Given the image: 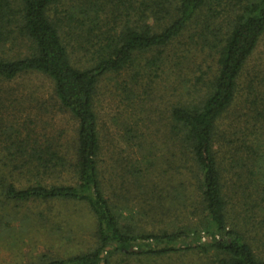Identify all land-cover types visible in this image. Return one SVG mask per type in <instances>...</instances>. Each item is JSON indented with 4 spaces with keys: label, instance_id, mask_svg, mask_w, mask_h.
<instances>
[{
    "label": "trees",
    "instance_id": "trees-1",
    "mask_svg": "<svg viewBox=\"0 0 264 264\" xmlns=\"http://www.w3.org/2000/svg\"><path fill=\"white\" fill-rule=\"evenodd\" d=\"M66 1L0 0V81L43 75L53 85L57 108L78 123L70 160L52 142H41L31 131L23 137L7 125L9 102L0 103L5 140L0 142V228L23 223L18 205L29 202L78 204L93 218L86 246L27 264L157 263L192 252L208 258L203 264H264L253 235L264 227V92L251 95L259 103L250 101L255 110L245 115L247 128L234 129L229 161L217 146L220 126L237 113L245 68L264 36V0H78L63 14L59 7ZM104 15L120 29L96 26ZM193 25L201 28L198 38L215 63L208 74H188L186 100L179 97L163 121L162 136L177 154L171 148L170 173L156 165L155 142L138 144L149 149L140 155L146 166L131 163L111 173L101 158L95 112L101 81L115 76L120 101L131 108L134 97L142 106L147 91L144 84L132 87L137 77L147 71L160 77L169 62L167 50L183 49L181 38ZM84 53L85 63L79 60ZM254 84L249 80L251 93ZM6 171L25 172L32 181L15 187L5 182ZM50 176L59 180L47 184ZM11 208L15 218H3L6 211L12 215ZM166 214L177 221L165 229L148 232L136 222L140 217L158 222Z\"/></svg>",
    "mask_w": 264,
    "mask_h": 264
},
{
    "label": "rangeland",
    "instance_id": "rangeland-1",
    "mask_svg": "<svg viewBox=\"0 0 264 264\" xmlns=\"http://www.w3.org/2000/svg\"><path fill=\"white\" fill-rule=\"evenodd\" d=\"M77 1H66L65 5L59 7L60 11L63 13V11L75 5ZM75 14L77 13L75 12ZM102 17L103 19L97 22L96 26L105 31L110 23V27L115 28L117 31L120 29L119 22L113 24L109 21L110 18L105 17V15ZM200 30L199 25L191 26L189 32L185 33L181 38L183 49L167 50L165 55L169 62L168 64L164 63L165 67L162 68L164 70L160 77H153V73L148 71L143 73L140 78L137 77L139 83L132 87L138 88L144 84L143 90L147 91L146 102H142V106L134 97L130 99L131 108L127 107L124 104L125 102L122 103L120 101L118 97L119 95L122 98L120 91L114 89L113 86L116 82L115 76L111 78L112 81L110 82L107 79L101 81L95 112L97 114L99 132L101 133V147L103 149L101 158L105 162L103 165L108 167L107 169L111 173L121 172L124 165L128 166L131 163L136 168L141 167V165L146 166L145 161L142 164L140 155L143 152H148L149 149L145 146H138V144L142 145L143 142H146L148 146L151 142L156 143L152 154L158 159V161L155 160L156 165H161L164 169L163 171L170 173L168 160L171 148L175 158H177V154L175 153V148L171 146V141H167L162 136L163 121L167 123L166 118L169 116L172 106L176 104L179 97L183 96L185 92L183 86H190L189 81L185 82L188 74L190 73L189 76L194 73L199 74V72L208 74L209 69L213 68L215 63V59L212 58V51L198 38ZM194 31L196 34L189 37ZM185 50L189 53L186 60L182 57L186 55ZM85 58L86 54L84 53L80 55L79 60L85 63ZM193 63L195 65H192ZM129 74H132V72L123 74V77L129 76ZM113 80L115 81L113 82ZM249 80H253V83H255V93H251L247 87ZM199 85H197L198 88L200 87ZM261 92H264V36L245 68V75L239 89L237 113L228 117L224 125L220 126L217 146L223 160H230L229 157L231 155L228 153L232 150L230 147L232 145L231 140L235 141L236 139L233 136L234 129H239V127L247 128L244 120L245 115L255 110L250 106V101L252 100L254 104L259 103V100L257 101L256 99L253 101L251 95ZM0 96L1 104L2 102L5 104V100L9 102L7 104L9 112L3 116L6 121H9H4L7 125H14L16 129H19L23 137L26 134L30 135L32 132L37 135L41 142H52L53 149L59 150L62 155L72 160L78 123L68 112L57 108L53 95V85L48 78L41 74H27L9 83L0 81ZM196 96L198 94L193 93L191 99L197 100ZM186 97H184V100H186ZM42 105L48 107L49 111L46 113L42 112L40 109ZM260 105H262L261 102ZM2 138L3 135L0 132L1 143L5 141ZM1 143L0 156L2 155ZM142 148L144 151H140ZM108 150L112 151V153H107ZM0 167H2L1 157ZM149 167L147 163V168ZM64 173L68 174L67 169ZM5 174L7 177L6 183L12 182L15 187L21 189L30 184L28 182L29 178L32 181L31 177L26 173L27 176L25 172L11 175L6 171ZM120 174L122 175V173ZM45 180L47 184H50L59 179H57V176H50V178ZM133 198L135 197H133L132 191L131 201ZM18 206V221L22 220L23 223L21 222L20 225L19 223H13L9 230L5 223H1L0 264H27L39 260L42 256L65 257L74 248L86 246L84 244L91 240L93 218L82 205L29 202ZM131 206L135 207L134 204ZM14 210L13 208L9 209L12 215H9L6 211V213L2 214V217L5 216L3 217L5 219H9V216L12 219L15 218V215H13V213L15 214ZM150 218L142 220L143 217H140L136 222L149 232L165 229L172 222L177 221L175 214H166L165 217L154 223H152ZM181 222L182 220L178 221V224H181ZM253 235L256 236V251L258 254L264 253V227L262 231L258 230ZM261 256L264 257V254ZM207 260L208 258H205L203 254L199 255V253L192 252L183 258L172 256L157 263L149 261L143 264H203Z\"/></svg>",
    "mask_w": 264,
    "mask_h": 264
}]
</instances>
